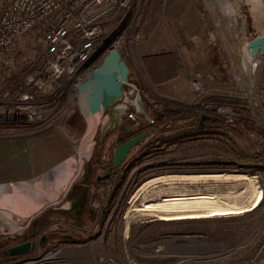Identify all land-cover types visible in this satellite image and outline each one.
Returning a JSON list of instances; mask_svg holds the SVG:
<instances>
[{
  "label": "rangeland",
  "instance_id": "rangeland-1",
  "mask_svg": "<svg viewBox=\"0 0 264 264\" xmlns=\"http://www.w3.org/2000/svg\"><path fill=\"white\" fill-rule=\"evenodd\" d=\"M241 2L239 29L245 24V38L263 35L264 22L258 12L264 14V0L257 8L249 0ZM217 4V0H132L118 21L119 36L115 39L113 29L109 33L104 29L105 46L124 37L130 82L138 86L140 103L154 122L137 113L133 103L136 92L130 88L104 114L102 125L106 122L108 128L100 127L89 141L92 152L84 154L89 158L74 182L80 183L89 170L93 178L112 175L94 189L89 216L85 209L79 220L71 218L72 200L64 198L80 163L75 143L81 142L88 128L78 109L70 117L53 116L55 123L47 129L36 132L30 128L15 138L0 137V191L65 166L59 171L60 184L52 179L39 196L30 192L24 195L25 205L20 204L16 193H9V197L17 205L0 203V210L12 214L15 222L13 233L0 227V264L10 262L2 256L4 251L33 237L35 252L26 256L38 258L49 251H62L72 264H264V137L260 136L264 135V59L256 79L250 82L238 63V52L232 49L234 43L230 45L233 41L238 44L243 34L226 27L224 8ZM159 37L172 42V54L155 45ZM16 53H20V65L35 61L40 57L37 38H22ZM143 56L148 57L143 61ZM15 64L14 57L8 66L0 61L1 90H10L1 87L2 75L9 77L17 69ZM197 75L204 78L202 91L191 86V79ZM179 108L192 112L164 117L167 110L179 112ZM203 117L207 119L202 122ZM216 120L221 125L215 124ZM190 121L196 122L194 128L200 133L196 138L200 140L159 143L161 136L186 137ZM247 122L248 131L244 128ZM31 131L34 133L29 135ZM141 132L151 136L131 151L122 166L111 171L115 141L121 135ZM221 172L257 178L263 192L260 205L240 216L140 220L130 225L127 235L126 214L143 184L156 178ZM28 224L26 230H18ZM31 230L42 233L35 238ZM89 233L96 237L86 242Z\"/></svg>",
  "mask_w": 264,
  "mask_h": 264
},
{
  "label": "built area",
  "instance_id": "built-area-1",
  "mask_svg": "<svg viewBox=\"0 0 264 264\" xmlns=\"http://www.w3.org/2000/svg\"><path fill=\"white\" fill-rule=\"evenodd\" d=\"M131 2L7 0L3 3L0 0V61L3 66L11 65L15 47L22 38L34 35L40 46L38 63L24 78L21 88L15 92L0 89V131L13 132L10 135L0 132V137L15 138L30 128L38 132L54 125L53 116L70 117L75 113L78 87L107 53L104 51L108 46L103 41V20L119 10H127ZM244 27L245 24L242 30ZM245 36L238 39L237 46L234 41L230 45L234 43L232 49L238 52V63L247 75L242 53L245 45L255 38ZM123 41L124 37H120L108 49L123 53ZM263 59L264 56L257 59L258 68ZM203 79L201 75L191 79L194 91H202ZM65 255L62 251H49L38 258L24 255L8 264H72Z\"/></svg>",
  "mask_w": 264,
  "mask_h": 264
},
{
  "label": "bare ground",
  "instance_id": "bare-ground-1",
  "mask_svg": "<svg viewBox=\"0 0 264 264\" xmlns=\"http://www.w3.org/2000/svg\"><path fill=\"white\" fill-rule=\"evenodd\" d=\"M217 1V5L221 9L224 8L223 16L227 17L226 27L233 29L237 34L244 35V30L239 29V19L242 17L240 15L237 17L239 1ZM249 2L252 4L251 6L256 8L263 5V0H249ZM258 13H260L259 20L264 22L263 12L259 10ZM243 58L244 51L242 53ZM242 63H244V60H242ZM255 63L260 64L257 61ZM246 68L247 78L250 82H253L256 79V74L250 76L251 69L247 66ZM76 147H80V143H77ZM83 151L80 148L78 156L81 157ZM64 167L38 178L37 185L44 187L46 185L47 187V183L53 181L52 179L60 184L59 175L61 172L59 171ZM262 197V188L257 178L240 173L221 172L212 175L194 174L175 178H156L143 184L133 195L131 201L133 205L126 214V232L128 235L130 225L140 220L180 221L240 216L260 205ZM139 200L140 204L137 205ZM11 215L5 210H0V227L2 230L15 227ZM8 224L13 226H8Z\"/></svg>",
  "mask_w": 264,
  "mask_h": 264
},
{
  "label": "water",
  "instance_id": "water-1",
  "mask_svg": "<svg viewBox=\"0 0 264 264\" xmlns=\"http://www.w3.org/2000/svg\"><path fill=\"white\" fill-rule=\"evenodd\" d=\"M108 48L109 46L104 49V51L107 50V53L101 63L91 73L90 77L78 87V113L88 124L87 131L80 142L81 151L88 146L89 141L100 127H102L103 130L108 128V123L105 122V124L102 125V118L110 107L114 106L125 97L126 88H130L136 92L133 103L137 113L144 114L150 123L154 122L147 116L140 103L141 91L136 84L130 82L131 68L123 53L117 49ZM261 56H264V34L256 37L245 45L243 60L246 66L251 69L250 76L256 74L258 66L255 61ZM206 119L207 118L203 117L202 122ZM150 136L151 133L146 132L118 146L114 152L113 167L117 169L122 166L127 160L130 152ZM84 166L85 163L82 169ZM74 182V180L71 182L68 190L72 187ZM63 211L67 210L63 209ZM28 227L29 224L26 227L18 228V230H26ZM33 249L34 245L27 242L12 247L9 249L8 254L11 257H19L26 255ZM6 254L7 252L5 255Z\"/></svg>",
  "mask_w": 264,
  "mask_h": 264
},
{
  "label": "flooded vegetation",
  "instance_id": "flooded-vegetation-1",
  "mask_svg": "<svg viewBox=\"0 0 264 264\" xmlns=\"http://www.w3.org/2000/svg\"><path fill=\"white\" fill-rule=\"evenodd\" d=\"M238 1H239V8H238V11H237V17H238V15L241 16V12H240V2L241 1L240 0H238ZM141 134H143V132L136 133V134H131L128 137H125V136L121 135L118 138V140H116L115 143H114V152H115V149L118 146L126 143L129 140H132V139L136 138L137 136H139ZM91 152H92V150L90 151L89 154H91ZM82 155H81L82 159L79 158V162L80 163L77 166V171L73 175L71 180L72 179L74 181L76 180L78 174L81 172L82 166L85 163L84 160L89 158V157L88 158H84V154H82ZM113 157H114V154H113ZM59 169L60 168H58L57 170H59ZM113 169H115V168L113 167V161H112V165L110 167V170L112 171ZM102 171H104L103 168L101 169V172ZM111 178H112V175L110 177V175L108 173H105L104 176L97 175L96 178H93V171L89 170L88 173L83 177V179L81 180L80 183H76V184L73 183L72 187L64 194V198H69V199L72 200V209H71V212L68 213L70 215V217L73 218L74 220H79L81 215L85 212V209L87 211L84 214H88V216H89L92 213L91 209L89 208V201L92 200L94 189L99 188L103 182H105V181H107V180H109ZM44 188L46 189V187H44V186L37 185V180L31 181V182H27V183H23L22 185H17V186L10 187V189L6 187L5 190L0 191L1 192L0 203L17 205V204L14 203L15 201L13 200V198L9 197V193H11L10 194L11 196L16 193L17 196H19L18 200H20V204L25 205L26 204V200L22 199V197H24V195H26V194H28L30 192V193H33L31 196H34V195L35 196H39V192L40 191H42V190H43V192L46 191ZM6 193H8V194H6ZM15 196L16 195H14L13 197H15ZM20 196H21V198H20ZM64 212L67 213V211H64ZM5 229H7L9 231V233H13V231H14L12 228H10V229L9 228H5ZM31 232H32V230H31ZM35 233L36 232H34L32 235L35 236ZM33 238H31V239H33ZM27 242H25V243H27ZM25 243H21V244H25ZM29 243H32L35 246V244L33 243L32 240H29ZM21 244H19V245H21ZM13 247H15V246H13ZM11 248H9V249H11ZM9 249L2 253V256L5 259H7L9 261H12V260H16L19 257H21V256H19V257H11L8 254ZM6 252H7V254L5 255ZM29 252H35V247H34L33 250H31Z\"/></svg>",
  "mask_w": 264,
  "mask_h": 264
},
{
  "label": "trees",
  "instance_id": "trees-1",
  "mask_svg": "<svg viewBox=\"0 0 264 264\" xmlns=\"http://www.w3.org/2000/svg\"><path fill=\"white\" fill-rule=\"evenodd\" d=\"M38 58H36L35 61H28L24 64H19V59H20V53H16L14 54V61H15V65L17 66L16 70L14 72H12V74L7 77L5 75V73L2 75L3 76V79L4 81L1 83V87H4L5 89H10L12 91L16 90V89H19L21 88V85H22V82L24 80V77L25 75H28V73H30L32 71V69L35 67L37 61H38ZM46 109H49V108H46ZM179 112H171V111H166L164 113V117H170V116H175V114H178L180 112H184L185 114H190L192 111L191 109H187V108H179L178 109ZM190 120V119H188ZM192 120V119H191ZM192 123V121H190ZM215 124H218V125H221V123H219V120H216L214 121ZM196 122L192 123L189 125V127H191L190 129V133H186V137L182 134V137L178 138V136L180 135H174L172 137H163L161 136V139L159 138V143L161 142L163 145L166 144V145H172V144H175V143H179L182 139H184L186 142L187 141H192V140H195V141H198L200 140V138H196L198 135H200V133L197 131L196 128H194ZM249 123H245V127L246 130L248 131V128H249ZM187 127V126H186ZM190 134V135H189ZM226 136V134H224ZM260 136L264 137L263 134H261ZM227 138V137H226ZM181 139V140H180ZM197 139V140H196ZM264 145V144H263ZM115 170V169H113ZM259 211V209L255 210L254 213H257ZM180 221H197V220H180ZM185 223H190V222H185ZM193 223V222H192ZM263 227H264V223H263ZM42 233L41 230L39 232L36 233V237ZM95 235H92V233H89L88 234V240L86 242H89V241H92L95 239ZM32 241H35L34 239H30ZM29 241V240H28Z\"/></svg>",
  "mask_w": 264,
  "mask_h": 264
},
{
  "label": "crops",
  "instance_id": "crops-1",
  "mask_svg": "<svg viewBox=\"0 0 264 264\" xmlns=\"http://www.w3.org/2000/svg\"><path fill=\"white\" fill-rule=\"evenodd\" d=\"M176 3V2H175ZM160 3H158V4H156V5H159ZM123 13H125V10H119V11H117L116 13H114V14H112V15H110V16H108L107 18H105L104 20H103V22H102V25L104 26V29H105V31H107L108 33H109V30L110 29H113L112 31V33H116V31L118 30V29H120V24H118V21L120 20V17H122L123 15ZM157 18V17H156ZM110 25V26H109ZM158 26V25H157ZM156 26V27H157ZM108 27H110V28H108ZM118 33V32H117ZM117 33H116V35L114 36L115 37V39L117 38V36H119V35H117ZM166 39V40H165ZM165 40V41H164ZM156 43L157 44H155V45H157L159 48H161V49H165V51H167L166 53L167 54H172V52H173V47H172V42L168 39V38H166V37H159V38H157L156 39ZM166 42V43H165ZM146 57H148V56H143V57H141V58H143V61H144V59L146 58ZM147 64V63H146ZM158 68H161V69H163V67H161V65L159 64L158 65ZM154 71V70H153ZM156 71H159V70H156ZM153 73V72H152ZM152 73L150 72V74L152 75ZM79 150V151H78ZM77 151V152H76ZM75 152L79 155V152H80V147H76L75 146ZM88 152H90V148L88 149V147L86 148V149H84V151H83V153L82 154H86V153H88ZM80 159H82V157H80ZM58 168H55V170H57ZM51 172V171H50ZM42 177V176H41ZM41 177H39V178H41ZM38 179V178H37ZM37 179H35V180H37ZM31 181H33V180H31ZM31 181H27V182H31ZM26 182V183H27ZM1 196V195H0ZM6 211V210H5ZM8 212V211H7Z\"/></svg>",
  "mask_w": 264,
  "mask_h": 264
}]
</instances>
